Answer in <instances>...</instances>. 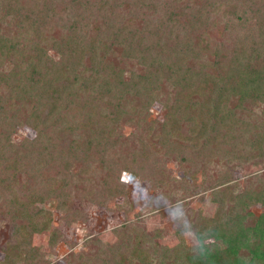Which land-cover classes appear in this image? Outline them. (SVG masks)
<instances>
[{
    "label": "trees",
    "instance_id": "obj_1",
    "mask_svg": "<svg viewBox=\"0 0 264 264\" xmlns=\"http://www.w3.org/2000/svg\"><path fill=\"white\" fill-rule=\"evenodd\" d=\"M261 1L0 0V25L8 18L14 25L13 34L0 28V213L9 221L19 217L28 233L49 232L48 244L54 247L57 232L49 231L36 205L54 203L66 222L77 220L80 213L72 212L69 205L76 198L75 176L86 179L91 173H105L102 161L96 168L90 164V152L92 156L104 153L118 119L150 104L161 89L169 87L173 104L163 121L137 120L143 133L137 149L124 163L115 167L111 163L104 176L99 174L100 192L112 198L123 195L119 179L126 172L151 183L160 190L159 196H176L175 180L163 176L152 143L163 150L164 161L174 158L183 165L184 174L200 164L218 168L214 196L220 212L195 228L200 234L213 230L208 254L198 260L192 250L157 254L142 249L140 235L134 233L125 254L90 241L98 245L96 253H80L78 264H264V213L249 222L252 216L244 212L252 204L264 205V173L247 179L244 189L236 191L227 185L232 178L226 169L244 155L264 161V107L259 124L238 115L246 104L264 106ZM125 4L128 11L141 12L142 29L118 23L117 10ZM140 4L141 8H132ZM110 7L116 9L108 12L112 19L106 14ZM86 8L90 16L83 12ZM95 19L103 24L94 23L89 29L88 23ZM219 21L232 44L229 52L212 45L209 38ZM103 27L111 32L103 35ZM44 31L42 43L36 41ZM116 45L121 48L113 50ZM116 54L136 61L140 69L126 70L122 66L126 61ZM124 96L130 99L126 106L133 103L129 109L119 103ZM13 100L22 101L28 112L24 120L11 114ZM15 120L30 127L35 138L13 144L7 129ZM47 155L59 161L54 164L56 171L47 179L38 177L34 187L27 188L30 181L18 177V172ZM79 159L84 168L73 176L70 171ZM92 196L86 193L79 199L88 202ZM158 199L152 203L157 205ZM11 248L8 243L1 251L17 264H44L28 245L14 252Z\"/></svg>",
    "mask_w": 264,
    "mask_h": 264
},
{
    "label": "rangeland",
    "instance_id": "obj_2",
    "mask_svg": "<svg viewBox=\"0 0 264 264\" xmlns=\"http://www.w3.org/2000/svg\"><path fill=\"white\" fill-rule=\"evenodd\" d=\"M263 2L264 0L261 1V3ZM125 5L124 8L117 10L119 15L118 23L122 27L125 25H133L132 27L134 29L138 30L140 27L142 29L144 26L139 19L141 12L135 10L130 12L127 10L128 5ZM141 5H136V7L132 8L139 9L142 7ZM85 10L86 15L90 16L89 9L86 8L83 12ZM111 10L116 9H111V7L107 9L106 14L108 15V19H112L108 13ZM89 20L92 21V18ZM102 21L95 19L93 22L88 23L89 29L92 28L94 23L96 25H102ZM13 26L12 19L8 18L5 23H1L0 28L3 32L13 34ZM89 31L91 34V30ZM100 31L103 35L111 32L110 30L107 32L105 27ZM182 35V33L178 34L179 39L182 38ZM226 35L222 22L212 27L209 31V38L211 39L212 45H221L224 51L229 52L232 50V44L227 41L228 37ZM46 36L47 32L44 31L36 41L42 43L43 38ZM119 48L121 46L116 45L113 47V50ZM116 56L120 55L116 54ZM213 56H217V54ZM204 58L206 60L209 59L207 57ZM118 59L126 61V63L122 64L126 70L133 69L136 72L140 69L136 61L123 59L121 56ZM139 74H142V71ZM117 95L116 97H118ZM172 96L171 88L164 87L158 95L151 99L150 104H142V106L130 110L131 114L130 116L127 115L128 119L127 116L118 119V122L114 126L113 134H111L109 141H107L108 143L103 151L104 153L92 156L90 152V164L95 167L102 161L105 173H91V175L87 176L89 178L86 179H83L84 177H76L75 175L78 170L84 167L80 165V159L77 160V163L75 162L70 173L75 176V181L72 186L76 198L71 199L69 205L71 206V211H78L80 213L77 220L66 222L63 213L56 210L54 203L36 205L41 211V217L49 224V231H56L59 234L56 233V244L54 247H50L48 244L49 232L40 234L28 233L23 229L19 217L15 221H9L7 217L0 213V262H3L2 264H17V262L7 259L4 252L1 251L5 247V244L8 243L11 244V251L13 252L16 247H21V245H28L36 249L38 256L41 258L40 260L44 264H78L80 253L83 255H93L96 253L98 245L92 243L93 241L104 247L112 248L113 252L117 249L119 250V254H125L127 253L128 246L131 244L128 240H133L134 233H139V243H141L142 249L148 248L157 254L170 249H176L178 251L191 250L194 241H190L188 238L181 236L182 229L187 226L195 231L198 225L208 223L210 220L215 219L220 212V207L214 196V188L218 185L217 176H214L218 174V168H202L200 164L197 168L195 166L190 167L187 169L188 172L184 174L182 170L183 165L178 164L174 158L170 160L165 159L166 161H164L161 158L163 150L154 143L150 144L151 150L157 155V161L162 165L161 170L163 176L170 175L175 180L174 187L179 190L176 196H159L161 193L160 190H154L148 181L139 180L148 196L159 198L157 205L153 204L152 201H147V199L140 201L137 198L135 194L136 190L133 187L137 179L131 178L129 173L123 172L121 174L119 181L124 185V194L115 198L105 196L100 192L101 181L98 179L99 174L100 176L106 174V171L111 167V163L114 167L119 163H124L130 153L137 149V142L143 137L141 136L142 132L140 126L137 124V120L150 122L163 121L168 108L173 104L171 102ZM92 97H95V95L93 94ZM122 98L119 103L120 105L122 103L123 109L132 107V101L127 103L128 106L125 105V102L130 100L129 98L126 96ZM107 100L110 99L107 98ZM114 102L113 100L112 103ZM12 107L11 114L18 119L22 118L24 120L28 112L23 109L22 101L13 100ZM263 107V104H260L258 107L254 106V104H246L243 109L238 111V115L243 121L259 124L262 119L261 109ZM145 108L148 110L147 112ZM143 117H145V120L142 119ZM10 123L12 126L7 129V133L9 140L13 144L18 145L23 140L35 138L36 133L27 125H20L16 120ZM2 132L4 131L2 130ZM84 146L86 147L87 145L84 144ZM58 162L57 159H54L53 155L32 160L28 162L22 172H18V177L22 175H24L22 179L27 177L30 181L27 188H32L41 177L47 179L46 177L51 175V173L53 174L56 171L54 164H58ZM221 163H224V161H221ZM227 168L231 170L232 178V181L227 185L239 191L244 189L247 179L251 177L255 178L264 173V161H258L253 155L249 154L244 155L242 161L238 163L231 162L227 165ZM31 176H37V179L32 180L29 178ZM86 193L93 195L90 198L93 202L92 200L86 202L79 199V197L85 196ZM96 200L99 202L95 203ZM176 202L182 204L187 213L185 221H173L165 211L164 205ZM244 212L251 214L252 217H248V221L253 222L264 213V205L252 204L247 206ZM90 241L92 242L90 243ZM211 243L212 239L210 238L207 244ZM102 259L104 258H99V260Z\"/></svg>",
    "mask_w": 264,
    "mask_h": 264
},
{
    "label": "clouds",
    "instance_id": "obj_3",
    "mask_svg": "<svg viewBox=\"0 0 264 264\" xmlns=\"http://www.w3.org/2000/svg\"><path fill=\"white\" fill-rule=\"evenodd\" d=\"M133 187L136 190L135 194L140 201L147 199V201L155 202L157 200V197L147 195L139 180L135 181ZM164 208L168 217L173 221H185L187 218V213L183 205L179 202L166 204L164 205ZM212 231L213 230L210 229L206 234H200L187 226L182 229L181 236L188 238L190 241H194L191 250L194 252L195 260L202 259L208 254L209 246L207 241L212 237Z\"/></svg>",
    "mask_w": 264,
    "mask_h": 264
}]
</instances>
